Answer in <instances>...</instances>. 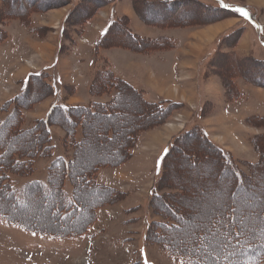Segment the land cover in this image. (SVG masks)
<instances>
[{
    "label": "rangeland",
    "instance_id": "obj_1",
    "mask_svg": "<svg viewBox=\"0 0 264 264\" xmlns=\"http://www.w3.org/2000/svg\"><path fill=\"white\" fill-rule=\"evenodd\" d=\"M81 1L89 2L90 0H62L59 3L54 1L55 3H49L47 9L42 13L36 11L30 14L29 17L34 25L45 28L46 39H40L39 36L32 34L21 22L11 20L6 24L0 23L2 30H5L8 35L9 32L11 33V37L8 36L10 38L0 42V105L19 94L22 88L21 82L30 73L40 71L48 66H56L55 71L63 83L75 84L77 82L78 86L74 87L75 92L66 89L65 98L68 104H88L92 100L89 86L94 75L103 67L105 59L111 68V63H113L114 72L118 77L134 82L140 88L144 87L147 93H149L147 88L152 90L151 87H155L157 92L151 91V94L146 95L149 100L153 98L156 101L170 99L177 102L179 100L183 107L175 110L171 118L160 127L145 131L130 160L119 167L105 168L99 173L100 183L115 187L128 194L124 199L114 201L101 209L99 219L88 234L74 239H55L30 233L0 218V264H185L165 253L155 243L148 245L145 239L147 220L151 217L157 219L152 214L148 203L160 172L161 164L157 167V163L161 161L165 150L174 143L176 137L187 129H192L195 125L203 126L212 142L231 152L235 157L237 155L253 160L252 162L258 161L259 155L253 150V146L251 147L252 151L249 149L251 137L264 132V129L252 125L247 117L252 114L264 117V88L239 79L238 86L244 95L237 100H231V79L235 75L233 72L242 70L244 65H238L232 59L224 60L222 58L219 60L218 58L225 53L228 56L236 54L233 53V49L240 45L246 32H250L248 37L252 40L254 49L250 58L264 60V0H195L198 6L185 5L184 2L179 4L178 0H167V5L166 3L148 4V2L162 0H113L97 9L96 6H93L95 8L93 12L85 14L81 20L71 21L70 11H67L65 16L63 15L62 11L71 10L70 8L75 7ZM214 3L219 5L222 10L224 9V11L217 12L214 19L219 20L220 23L226 21H235V23L228 30H226L228 26H220L221 30H224L220 31L210 44L205 47L201 44L204 48L198 53L201 56L200 67L197 70V79L193 78V81H189L191 87H180V85H182V79L190 74L188 70L194 72L192 70L194 66L191 64V67H185L183 70L177 68L181 62L177 51L173 56H168L165 53L159 55L160 58L170 57L172 60V65L167 71L163 70V76L159 78L153 76L152 69L154 68H150L152 67L150 65L154 58L151 60L150 55H140L134 51H118L110 45L101 51V60H98L97 63L94 50L113 19L123 21L125 27L130 26L131 31L139 36L158 38L171 35L179 42L185 38V32H182V29L203 30L210 26L217 27L216 25L220 24L219 21L208 22L212 16H209L205 11V6ZM5 6L6 1L0 0V15L4 9L7 10ZM53 6L57 7L53 8ZM238 9L246 12L247 16L241 15V12L237 11ZM150 12L159 17L149 18L150 14L146 13ZM193 17L199 18L198 22L193 23H198V26H186L185 28L164 26L173 20H179V18L185 20ZM151 21H158L163 25L157 26L149 23ZM80 26L83 27L82 32L78 31ZM112 30L116 34L105 38L108 43L111 42V39L124 40L125 36L120 34L124 31H115L114 28ZM235 31L242 32L229 39L227 35ZM116 52L125 53L134 58L128 60L126 58L129 57L115 54ZM225 68H231V71L223 73L222 70ZM194 74L195 72L189 76V79H192ZM157 82L158 84H156ZM197 82L200 83L198 84L200 92L196 101L197 87L195 83ZM101 99L109 100L106 97ZM52 102V99H44L27 111L26 116L29 123L34 122L37 118L45 117ZM119 105L124 111L116 109L114 114L117 116L121 112L120 116L126 115V117L124 116L126 119L121 120V117L115 119L114 123L118 127H116L114 141L107 142L108 127L105 122L91 123V128L94 127V129L92 128L94 134L91 133L92 135L87 137L86 151L81 158L82 161L83 159L87 160L81 166L89 168V160L95 163L96 160H103V158L116 159V156L124 151L125 141L137 130L139 120L146 119L145 117L152 114V111H145L138 106L134 107V105H138V100L134 97H122ZM134 109H137L138 112ZM124 127H127L128 130H125ZM56 130L62 134L60 129ZM97 141L104 147L98 152H93L90 146L95 145ZM25 142L28 141L25 140ZM22 144L24 143L20 138L9 143L0 138V146L3 147L0 149L5 151L12 148L11 146ZM197 144L196 141L181 143L165 170L171 174L174 172L173 177H181L182 181L179 183L182 185L181 189L184 186L187 187V193L182 199L187 205L186 212L188 214L181 218L185 229L173 233L172 236L176 240L186 243L185 246L189 245L193 248L192 250L203 254L201 246L205 247L213 238L217 241H229L230 239L225 211L220 217L221 226L209 227V221L220 215L213 211L214 207L229 199L228 194L235 187L225 184L226 177L217 170V163H214L213 160L217 156L212 152L205 151V148L197 150L198 156L201 157L199 158L200 165H192L190 159L188 161L186 159L185 163L180 160L182 153L191 156L190 154L194 152ZM28 146L30 145L28 144ZM256 176L258 180L264 181V173L258 172ZM260 186L264 187V183ZM171 188L173 190H170L175 192L178 187L175 188L173 184ZM184 189L186 190V188ZM220 189L224 190L223 196L220 195ZM177 190L180 191V188ZM98 195L99 193L83 195V199L80 195V199L83 200L87 209V216L91 212L93 200L95 201L97 199L95 197ZM3 201L0 202V207L4 206L3 208L6 210L11 212L28 211L27 213H18L21 214L19 220L26 222L31 227L42 225V221L44 224V219L46 222L49 219V224L58 227L59 223L73 218L75 221L78 217H69L63 221L60 220L58 213L52 217V198L38 197L33 206L26 207L11 205L9 208H5L9 204H5ZM197 209H201L200 214H196ZM14 215L18 217L17 214ZM68 224L66 227L69 228ZM72 225L76 229H83L85 226L79 228L74 223ZM202 231L203 234H201ZM256 237V243L262 244L264 235H261L257 230ZM232 249L233 252L235 251L234 254L239 253L243 256H227V253L228 255L232 253ZM209 250H205V257L209 259L211 257L215 264H245L249 259L246 251L244 252V247H236L234 243L220 248L219 254L212 250L209 252Z\"/></svg>",
    "mask_w": 264,
    "mask_h": 264
},
{
    "label": "trees",
    "instance_id": "obj_2",
    "mask_svg": "<svg viewBox=\"0 0 264 264\" xmlns=\"http://www.w3.org/2000/svg\"><path fill=\"white\" fill-rule=\"evenodd\" d=\"M5 1V8L7 10L4 9L0 15L1 24L9 23L11 20L21 22L32 34L39 36L40 39H45V28L34 25L29 16L36 11L42 13L51 2L59 3L62 0ZM108 1L112 0L81 1L74 7L73 12H69V18L71 21L74 19L81 20L85 14L87 15L93 12V9H95L93 6H96L97 9ZM161 3H166L167 5V0L155 1L153 3L148 2V4L152 5ZM190 4L191 3L188 5ZM55 7L57 6H53V8ZM205 7V11L208 12L209 16H214L217 12L224 11V9L222 10V8L215 3ZM146 14H150L149 18L152 19L159 17L151 12ZM195 22H198V20ZM149 23L157 26L163 25V23L158 21H151ZM193 23L188 24L185 21H178L176 19L164 26L170 28L198 26V23ZM112 28H114L115 31H124L120 33L125 36L124 40L109 39L111 42L108 43V40H105V38H110L112 35L116 34L113 33ZM78 31L82 32L83 27L80 26ZM241 32L239 31V33ZM239 33L235 31L228 34L227 37L230 39ZM7 37L8 33L0 27V42L6 40ZM167 44L175 47V41L172 39H150L139 36L131 31L130 26L125 27L123 21L113 19L109 24L108 30L104 32L102 38L97 43L94 52L98 63V60H101V51L104 50L107 45L114 48L123 47L141 50L134 52L150 55L151 51H155ZM226 54L227 53L220 55L218 59H232V61L238 65L243 64L245 67L247 66L246 68L243 66L240 71L234 70L233 72L235 75L231 79V100H237L244 95L238 86L239 84L237 81L239 79L246 83H251L254 86L264 88V60L240 58L236 54L231 56ZM55 69L56 66H48L42 68L40 71L30 73V75L21 82L22 88L19 94L0 105V138L8 143L20 138L24 143L14 147L11 146L12 148H9L8 151L0 149V189L3 190V193L0 194V202L4 200V203L7 200L6 202L7 204L9 203V205L5 208H9L11 205H15L16 207H22L23 205V207H26L33 206L35 199L38 197L46 199L52 198L53 202L51 208L54 209H52L54 212L53 217L58 213L60 220L63 221L74 216H78L76 218L78 219L83 213H86L87 209L82 200L83 195L88 196L92 193H99V195L95 197L98 199L95 201L93 200V204L90 208L91 212L89 213L90 220H88V223L83 229H76L73 226L69 228L66 227V224L71 222L72 225L76 221H73L74 218L59 223L60 225L58 227L65 229L63 232L42 229L37 226L31 227L26 222L19 220V217L15 219V216H13V214L22 213L25 210L11 212L4 209V206L0 207V218L13 226H17L37 235L55 239H74L84 236L91 231L94 224L99 219V211L101 209L109 206L114 201L124 199L126 194H128L115 187L100 183L99 173L105 168L119 167L130 160L141 135L145 131L163 125V123L171 118L175 110L183 107V104L168 100H149L140 87L116 76L108 61L104 59L103 67L94 75L89 86V94L92 100L85 105H70L65 98L66 89H71L75 92V88L63 83ZM222 71L223 73H229L231 68L223 69ZM126 96L136 98L138 100V108L144 109L145 111H152V114L145 117L146 120L144 119V125L141 127L138 126L137 130L127 139L123 146L124 151L120 153L121 156H119V158L112 160L103 158V160L97 161L98 163H92L89 160V168L81 166L85 160H87H81L84 151H86V145L88 143L87 137L94 134V127L92 126L93 129H91V123L105 122L108 127V132L106 133L107 142L114 141L116 137V127H118L115 125L114 121L122 117L120 116L122 109H120L121 106L119 105V101L122 97ZM103 97L109 98V100L104 101L101 99ZM44 99L53 100L46 116L29 123L26 112L31 110L35 105L41 103ZM116 109L121 111L117 116L114 114L116 113ZM93 113L96 115L93 116ZM248 121L252 125L264 129V117L251 116L248 118ZM56 129H60L62 134ZM25 140L28 142H25ZM184 141L187 143L196 141L198 144L195 146L194 152L190 154L191 156L182 153L181 157H187L192 161H190L192 165L197 166L200 165L198 159L201 158L198 156L197 150L205 148V151L214 153L217 156L215 157L216 159H213L214 163H217V170L222 172L226 177L227 181L225 180V184H229L236 188L238 181L253 185H262L264 183V181L258 180L256 176L258 172L264 173V132L257 134L251 139V145L259 155L258 161L256 162L240 161L231 152L212 142L204 127L201 125H195L192 129H187L177 136L174 143L167 148V154L164 153L162 156L160 172L151 191V199L148 201L150 209H152L151 212L157 219L151 217L146 222V242L148 245L149 243H155V245L160 246L165 253L185 264H215L212 258L209 259L205 257V250H209L208 244H206L205 247L201 246V251H204V253L201 254L192 250L193 248L191 246H185L186 243L182 242V240L178 241L172 236L173 233L175 234L185 229L181 218L188 214L186 212L187 205H185L182 199L187 193V187L184 186L186 190L184 188L181 189L182 185L179 184L182 181L181 177H173L174 172H172V174L169 173V171L165 170V167L170 163L174 153L178 151L181 143ZM177 142L179 143L177 144ZM28 144L30 146H28ZM0 148L3 147L0 146ZM25 148L27 152H25ZM117 153L119 152L117 151ZM173 184L175 188H180V191L177 190L178 188L175 189V192L172 191L173 189L171 186ZM85 189H88L89 192H86ZM80 195L82 199H80ZM2 196L7 197L3 198ZM34 196L37 197L35 198ZM224 214L231 235L229 241L232 244L234 243L236 247L243 246L244 252L246 251L245 253H247L249 257L245 264H264V240H262V244L256 243L257 237L256 235H252L251 232H246L243 237L241 236L237 239L234 233L239 229L234 227L236 223L235 217H232L231 222H229V214L227 211H225ZM220 217L221 215L212 218L209 221V227L221 226L222 221ZM44 224H46V222ZM49 226L53 225L50 224ZM203 230L206 229L203 228ZM201 234H203V231ZM210 251L211 250H209V252ZM231 252L230 255L227 253V256H243L239 253L234 254L235 251L233 252V249Z\"/></svg>",
    "mask_w": 264,
    "mask_h": 264
},
{
    "label": "crops",
    "instance_id": "obj_3",
    "mask_svg": "<svg viewBox=\"0 0 264 264\" xmlns=\"http://www.w3.org/2000/svg\"><path fill=\"white\" fill-rule=\"evenodd\" d=\"M113 1V0H112ZM182 2H184L185 3V5H188L189 3H191V5H195V6H198V4H197V2L195 1V0H178V3L180 4V3H182ZM177 3V4H178ZM206 8V7H205ZM71 10H69V9H66V10H64V11H62L63 12V15L65 16V13L67 12V11H70V12H73V9H74V7H72V8H70ZM54 10H56V9H54ZM57 12V11H56ZM60 13H61V11H60ZM59 13V14H60ZM190 16H192V15H190ZM216 17V15H214V16H212V18H210L212 21H210V20H208V22H211V23H215V22H217V21H219V20H216V19H214ZM186 18V17H185ZM193 18H195V17H193ZM193 18H190V19H185V20H183V18L182 19H180L179 18V20L178 21H185V22H187V23H193V22H195L196 20H198L199 18H195V19H193ZM199 21V20H198ZM226 22H231V21H226ZM218 23H220V21L218 22ZM222 23H224V22H222ZM235 23V21L234 22H232V25ZM220 25V24H219ZM232 25H230L229 27H227V29L226 30H228ZM217 27H218V25H216ZM214 29V28H216L215 26H210V27H207V28H205V29H198V30H190V29H182V32H185L184 33V37L185 38H183V39H181V41H179L178 42V40H176L174 37H172L171 35H166V36H163V37H158V38H169V39H172V40H174L175 41V47H172L171 45H169V44H167L166 46H163V47H160L159 49H157V50H155V51H151V54H150V59L152 60L153 58V60L154 61H152V63H151V65L150 66H152V67H150V68H154V69H152L154 72V74H153V76H154V78L156 77H162L163 76V70H165V71H167L168 70V68H169V66L170 65H172V60H171V58L170 57H166V59L164 58H160L159 57V55L160 54H162V53H165V54H167L168 56H170V55H172L173 56V54H175V52L177 51V53L179 54L178 56H180V59H181V62H180V64L178 65V67L177 68H179V69H181V70H183V68H185V67H189L191 64L194 66L193 67V71L195 72V74H194V77H191L192 79H189L190 77V75L192 76V73H194V72H192V71H189L188 70V72H190V74L188 75V76H186L185 77V79L183 78L182 80L183 81H181L182 82V85H180V87H186V88H188V87H191V84L189 83V81H193V78H195V80L197 79V70L199 69V67H200V59H201V56H200V54H198V53H200V51H202V49L206 46V45H208V44H210L212 41H213V39L218 35V31L217 32H212L213 33V36L211 35L209 38H207V37H205V35H208L209 33H210V30L211 29ZM221 28V27H220ZM202 30V31H201ZM225 30V31H226ZM224 31V32H225ZM250 32H246V34H245V36L243 37V39H242V42L240 43V45L237 47V48H235V49H233V53H236V55L238 54V56H240L241 58H250V57H252V51L254 50L253 48H252V40H250V37H248ZM9 35H10V37H11V33L9 32ZM8 35V36H9ZM10 37H7V39L8 38H10ZM13 38V37H12ZM146 38H148V37H146ZM158 38H150V39H158ZM6 39V40H7ZM21 39V38H20ZM46 39V38H45ZM5 40V41H6ZM45 44V43H44ZM204 45V47L202 46V45ZM114 50H118V51H120V50H124V51H141V50H135V49H130V48H123V47H121V48H114ZM115 54H122V55H124V57H129V58H126V59H133L134 57H131V56H129V55H126L125 53H115ZM138 54H140V55H142L141 53H138ZM116 56H118V55H116ZM121 56V55H120ZM119 56V57H120ZM122 58V57H121ZM124 60V59H123ZM163 60V61H162ZM45 61V60H44ZM111 61V60H110ZM161 61V62H160ZM167 61H168V63H167ZM111 65H112V69H113V72L115 71L114 70V67H113V63H111ZM191 65V66H192ZM153 66H155V67H153ZM190 66V67H191ZM158 67V68H157ZM167 67V68H166ZM176 67V66H175ZM163 68V69H162ZM160 69H162V71H160ZM226 69V68H225ZM155 70H157V71H155ZM172 70H173V68L170 70L171 71V73H172ZM115 73V72H114ZM127 73H129V72H127ZM116 75V74H115ZM117 76V75H116ZM121 78V77H120ZM187 78V79H186ZM123 79H125V78H123ZM126 80V79H125ZM194 80V81H195ZM128 81V80H127ZM154 81H155V79H154ZM128 82H130V83H133V84H135L134 82H131V81H128ZM66 84V83H65ZM68 84H71L70 86H73V87H76V86H78L77 85V82H75V84L74 83H71V82H68ZM67 84V85H68ZM72 84H74V85H72ZM156 84H158V82L156 83ZM198 84H200V83H195V85H196V87H197V93H196V101L198 100V96H199V92H200V90H199V85ZM153 85H155V84H153ZM152 88V90L150 89V88H147V89H149V93L151 94V91H155V87H151ZM201 88V87H200ZM141 89H142V91L145 93V95H148L149 93H147L145 90H144V87H141ZM155 92H157V91H155ZM183 93V92H182ZM147 97V96H146ZM151 101H156V100H154V98L153 99H150ZM159 100V99H158ZM168 101H171L170 99H167ZM195 101V102H196ZM177 102H180L179 100L177 101ZM237 104V103H236ZM52 105V103L50 104V106ZM50 108V107H49ZM49 110V109H48ZM48 112V111H47ZM216 112H217V110L214 112V115L216 114ZM251 116H258V114H252V115H250V116H248L247 117V119L249 118V117H251ZM44 117V116H43ZM43 117H41V118H43ZM41 118H37V119H41ZM36 119V120H37ZM162 130V129H161ZM160 132V131H159ZM161 133V132H160ZM258 134H260V133H258ZM257 135V134H256ZM251 138H253V136L251 137ZM250 138V139H251ZM250 139H248L249 141H250ZM152 140H153V138H152ZM151 140V141H152ZM149 141V140H148ZM251 147H252V145L250 144V151H252L251 150ZM253 150H254V148H253ZM235 155H236V153H234ZM236 158H238L240 161H248V162H252L253 160H250V159H244V158H242V157H239V156H237L236 155Z\"/></svg>",
    "mask_w": 264,
    "mask_h": 264
},
{
    "label": "snow or ice",
    "instance_id": "obj_4",
    "mask_svg": "<svg viewBox=\"0 0 264 264\" xmlns=\"http://www.w3.org/2000/svg\"><path fill=\"white\" fill-rule=\"evenodd\" d=\"M241 15L247 16V13L243 10L238 9ZM93 116L96 114L93 113ZM38 139V138H37ZM91 150L93 152H98L102 149L104 145L97 141L95 145H91ZM27 152V149H24ZM167 154V149L165 150ZM162 161H158L157 167L160 166ZM3 190L0 189V194ZM220 195H224V190L220 189ZM229 199L225 200L223 204L214 207L213 211L220 215H223L224 211L229 214V222L231 218L235 217L234 227L239 230L234 233L237 239L244 236L246 232H251L252 235L257 234V230L261 235H264V187L260 185L245 184L242 181H238L236 188L229 192ZM201 209H197L196 214H200ZM228 240H213L209 241V248L213 252L219 254V249L230 245ZM211 258V257H210Z\"/></svg>",
    "mask_w": 264,
    "mask_h": 264
},
{
    "label": "bare ground",
    "instance_id": "obj_5",
    "mask_svg": "<svg viewBox=\"0 0 264 264\" xmlns=\"http://www.w3.org/2000/svg\"><path fill=\"white\" fill-rule=\"evenodd\" d=\"M210 21H212V20H210ZM224 25H226V26H230V25H232V22H224V23H220V25H218V27H216V28H212L211 30H210V33L208 34V35H205V37H207V38H209L211 35L213 36V33L214 32H220V31H223V30H221V28H220V26H224ZM224 28V27H223ZM213 32V33H212ZM126 99V98H125ZM133 102V101H132ZM131 103V102H130ZM126 105V104H125ZM132 105V104H131ZM133 106V105H132ZM136 106H138V105H134V107H136ZM124 107V106H123ZM120 108V107H119ZM125 108H127V107H125ZM120 109H122V107L120 108ZM141 109V108H140ZM123 111H124V109H122ZM126 110V109H125ZM135 110V109H134ZM135 111H137V109L135 110ZM138 112V111H137ZM131 114V113H130ZM134 114V113H133ZM126 115H123L122 117H121V120H125L126 118ZM146 120V119H145ZM145 120L143 119H140L139 120V124H138V126L139 127H141L142 125H144V123H145ZM148 121V120H147ZM109 124V123H108ZM125 128V130H128V128L127 127H124ZM92 129V128H91ZM90 129V130H91ZM125 130L123 129V131L125 132ZM130 131V130H129ZM127 132V131H126ZM91 134V133H90ZM126 142V141H125ZM20 147V146H19ZM185 155V154H184ZM119 156L120 155H118V156H116L117 158H119ZM183 156V155H182ZM115 157V156H114ZM186 159H187V161H188V158L187 157H181V159L180 160H183L184 161V163H185V161H186ZM203 159V158H202ZM199 160V159H198ZM98 160H96V162H97ZM186 161V162H187ZM190 161V160H189ZM204 161H205V159H204ZM192 162V161H191ZM198 162V161H197ZM98 163V162H97ZM190 164V163H189ZM186 165V164H185ZM203 168V167H202ZM87 191H88V189H87ZM86 191V192H87ZM89 192V191H88ZM101 198V197H100ZM98 199V198H97ZM96 199V200H97ZM2 203V202H1ZM5 204L7 203L6 201L4 202ZM9 204V203H8ZM22 207H23V205H22ZM25 212V211H24ZM28 211H26L25 213H27ZM53 214H54V212H52L51 213V215H52V217H53ZM18 215V217H20V215L21 214H17ZM26 215V214H25ZM84 215H86V216H84ZM15 216V215H14ZM28 216V215H27ZM15 218H16V216H15ZM21 218V217H20ZM23 218V217H22ZM18 219V218H17ZM88 220H90V216H87V213H85V214H83V215H81L77 220H76V222H74V225H76V227H79V228H83V226L86 224V223H88ZM44 221L46 222V220L44 219ZM48 221H49V219H48ZM48 221L46 222V224H43V221H42V225H38L37 227H39V228H42V229H47V230H52V231H60V232H63L65 229H61V228H57V227H55V228H57V229H55L54 228V226H49L50 224H48ZM39 224V223H38ZM40 224H41V221H40ZM30 226V225H29ZM34 226V225H33ZM68 226L69 227H72L73 225H71V224H68Z\"/></svg>",
    "mask_w": 264,
    "mask_h": 264
}]
</instances>
